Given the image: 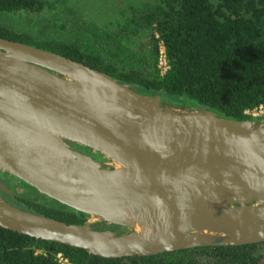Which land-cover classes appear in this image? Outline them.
I'll return each mask as SVG.
<instances>
[{
	"label": "water",
	"instance_id": "obj_1",
	"mask_svg": "<svg viewBox=\"0 0 264 264\" xmlns=\"http://www.w3.org/2000/svg\"><path fill=\"white\" fill-rule=\"evenodd\" d=\"M0 177L86 216L67 223L0 195V226L105 257L264 240V117L2 36Z\"/></svg>",
	"mask_w": 264,
	"mask_h": 264
},
{
	"label": "trees",
	"instance_id": "obj_2",
	"mask_svg": "<svg viewBox=\"0 0 264 264\" xmlns=\"http://www.w3.org/2000/svg\"><path fill=\"white\" fill-rule=\"evenodd\" d=\"M45 0H0V13L40 11ZM141 23L160 31L170 68L160 76L152 64L117 66L74 43L34 39L0 24V36L32 43L83 61L132 86L171 98L208 104L237 118L264 105V0H160ZM153 37V36H152ZM153 40V39H152ZM17 205L11 196L6 199ZM20 207L67 223H82L81 211L44 200H21ZM62 251L73 264H264V240L238 245L197 246L148 255L105 257L86 249L36 238L0 226V264H60Z\"/></svg>",
	"mask_w": 264,
	"mask_h": 264
},
{
	"label": "rangeland",
	"instance_id": "obj_3",
	"mask_svg": "<svg viewBox=\"0 0 264 264\" xmlns=\"http://www.w3.org/2000/svg\"><path fill=\"white\" fill-rule=\"evenodd\" d=\"M159 2L45 0L44 8L40 11L20 9L1 12L0 24L26 33L34 39L74 43L86 53L100 54L104 61L111 60L117 66L152 64L154 45L156 67L157 44L154 32L158 29L154 27L155 23L152 27L141 23L140 16L152 11ZM252 116L261 118L264 113ZM33 190L32 194L35 195L36 190ZM38 200L44 199L38 197Z\"/></svg>",
	"mask_w": 264,
	"mask_h": 264
},
{
	"label": "built area",
	"instance_id": "obj_4",
	"mask_svg": "<svg viewBox=\"0 0 264 264\" xmlns=\"http://www.w3.org/2000/svg\"><path fill=\"white\" fill-rule=\"evenodd\" d=\"M154 38L157 44L156 67L159 75L163 76L170 68V61L166 52L164 39L158 30L154 32ZM246 112L251 115L264 113V105L259 104L251 109H247ZM55 258L60 264H73L69 257L66 256L62 251H57L55 253Z\"/></svg>",
	"mask_w": 264,
	"mask_h": 264
},
{
	"label": "flooded vegetation",
	"instance_id": "obj_5",
	"mask_svg": "<svg viewBox=\"0 0 264 264\" xmlns=\"http://www.w3.org/2000/svg\"><path fill=\"white\" fill-rule=\"evenodd\" d=\"M83 150H87V148L83 147ZM0 181H2L9 189H12L13 191H3L0 189V195L4 199H8V196L13 198V200L20 202V199L23 201H29L30 198H35V200H38L37 195L38 193L35 192L36 194L33 195L34 190L32 189L31 186L23 184L21 182H12L8 178L5 177H0Z\"/></svg>",
	"mask_w": 264,
	"mask_h": 264
}]
</instances>
